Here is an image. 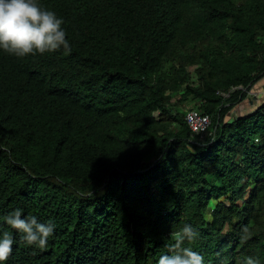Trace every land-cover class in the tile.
<instances>
[{"label":"trees","instance_id":"obj_1","mask_svg":"<svg viewBox=\"0 0 264 264\" xmlns=\"http://www.w3.org/2000/svg\"><path fill=\"white\" fill-rule=\"evenodd\" d=\"M39 3L71 51L0 52V215L56 228L40 249L4 224L6 264H158L186 223L204 264H264V99L229 117L264 81V0Z\"/></svg>","mask_w":264,"mask_h":264},{"label":"clouds","instance_id":"obj_2","mask_svg":"<svg viewBox=\"0 0 264 264\" xmlns=\"http://www.w3.org/2000/svg\"><path fill=\"white\" fill-rule=\"evenodd\" d=\"M61 49L66 53L71 51L63 17L42 7L39 0H0V52L23 58ZM4 224L18 233L27 246L40 249L46 247L56 228L51 220L44 222L37 215H24L20 208L0 215V264H6L15 243L13 233L2 230ZM170 235L171 254L161 255L158 264H204L200 253L183 246L186 240L197 236L191 224H184ZM243 264H259V261L249 256Z\"/></svg>","mask_w":264,"mask_h":264},{"label":"built area","instance_id":"obj_3","mask_svg":"<svg viewBox=\"0 0 264 264\" xmlns=\"http://www.w3.org/2000/svg\"><path fill=\"white\" fill-rule=\"evenodd\" d=\"M223 96H227V93L217 92ZM249 93L247 99L249 97ZM159 112H154L153 116L158 117ZM187 127L193 137H204L210 126V118L206 114H202L197 109H187L184 115Z\"/></svg>","mask_w":264,"mask_h":264},{"label":"rangeland","instance_id":"obj_4","mask_svg":"<svg viewBox=\"0 0 264 264\" xmlns=\"http://www.w3.org/2000/svg\"><path fill=\"white\" fill-rule=\"evenodd\" d=\"M249 97L248 99L244 100L239 106L234 108L230 114L229 117H236L237 115H242L244 113H247L249 111H252L255 108V103L257 102V97L255 96V86L249 91ZM261 100H258L260 102ZM257 102V103H258ZM192 103H187L183 107H181L182 111H186L187 109H190Z\"/></svg>","mask_w":264,"mask_h":264},{"label":"crops","instance_id":"obj_5","mask_svg":"<svg viewBox=\"0 0 264 264\" xmlns=\"http://www.w3.org/2000/svg\"><path fill=\"white\" fill-rule=\"evenodd\" d=\"M255 96L257 97V102H258V100L264 99V81L263 80L259 81L255 85ZM257 102L255 103V107L257 106V104H259V102L258 103Z\"/></svg>","mask_w":264,"mask_h":264}]
</instances>
